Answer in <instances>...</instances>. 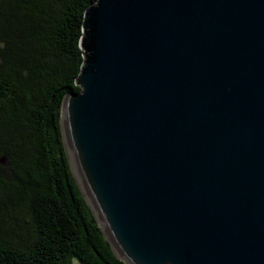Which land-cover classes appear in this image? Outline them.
Returning a JSON list of instances; mask_svg holds the SVG:
<instances>
[{"label":"water","instance_id":"1","mask_svg":"<svg viewBox=\"0 0 264 264\" xmlns=\"http://www.w3.org/2000/svg\"><path fill=\"white\" fill-rule=\"evenodd\" d=\"M72 173L124 264H264V0H96Z\"/></svg>","mask_w":264,"mask_h":264},{"label":"trees","instance_id":"2","mask_svg":"<svg viewBox=\"0 0 264 264\" xmlns=\"http://www.w3.org/2000/svg\"><path fill=\"white\" fill-rule=\"evenodd\" d=\"M0 0V264H124L72 173L60 129L86 8Z\"/></svg>","mask_w":264,"mask_h":264},{"label":"rangeland","instance_id":"3","mask_svg":"<svg viewBox=\"0 0 264 264\" xmlns=\"http://www.w3.org/2000/svg\"><path fill=\"white\" fill-rule=\"evenodd\" d=\"M71 264H81L77 259H73Z\"/></svg>","mask_w":264,"mask_h":264}]
</instances>
